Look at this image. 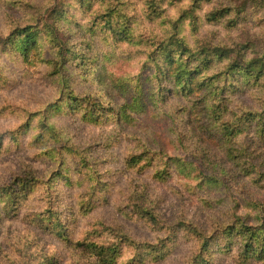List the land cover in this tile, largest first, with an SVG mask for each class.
I'll return each instance as SVG.
<instances>
[{"label":"rangeland","instance_id":"1","mask_svg":"<svg viewBox=\"0 0 264 264\" xmlns=\"http://www.w3.org/2000/svg\"><path fill=\"white\" fill-rule=\"evenodd\" d=\"M4 1L0 0V133L16 128L17 137L6 135L0 143V183L22 171L34 173L38 182L29 183L21 198L10 206V212L4 211L0 221V264H98L89 262L94 260L92 254L75 246L76 242L119 244L103 264H187L193 242L185 239L184 230L178 227L168 235L167 223L173 225L179 219L208 223L215 207L220 209L230 200L207 204L203 201L205 192L197 187L187 190L181 175L162 178L157 163L141 159L133 165L130 159L141 151L142 144L152 148L160 144L168 153H180L198 164L190 151L181 153L182 146L177 149L178 144L171 142L170 128L179 127L176 117L182 116L183 111L171 92L162 96L166 89L163 87L170 88V82L161 83L153 76V58L144 64L146 55H139L144 47L156 48L154 33L163 34L167 26L170 28L167 18H177L182 7L192 5V0H157L165 8L166 17L153 18L142 16V0H126L130 14L141 19L134 28L138 35L143 32V37L132 33L122 44V49H130L136 58L119 53L108 60L100 59L119 78L115 90L105 89L92 73L85 74L74 66L72 53L65 50L69 62L59 73L55 72L51 63L58 56L60 44L44 19L50 16L56 0L53 4L51 0H25L21 7L13 8ZM63 1L66 6L62 19L70 20L72 31L86 33L93 40L95 52L100 51L102 44L110 51L116 47L109 29H102L97 21L94 24L92 7H98L99 2ZM209 7L204 5L199 15ZM77 14L80 21L74 17ZM260 17L259 12L250 10L238 19L236 28L227 27L224 22L203 23L198 35L228 45L242 42L249 36L262 35L264 19ZM36 21L35 61L28 64L13 52L8 33L17 24ZM184 25L181 22L183 30ZM189 28L185 25L191 40L197 32H190ZM77 36L72 34L74 43ZM138 74H143V87L146 91L151 89L149 94L155 105L150 103L145 114H135V122L129 118L118 123L115 112L103 114L92 105L95 99L110 100L117 106L130 103L135 93L132 77ZM65 87L78 98L77 103L69 94L65 96ZM250 97L240 99L248 101ZM139 195L146 207L155 206L166 228L157 231L148 221L149 215L136 210ZM234 196L239 195L235 192ZM51 221L62 227L69 241L50 231L51 227L46 228ZM167 235L168 242L164 239ZM161 239L167 244L162 250L147 245ZM225 246L222 241L213 243L212 264H238L232 255L218 254L222 249L226 251Z\"/></svg>","mask_w":264,"mask_h":264},{"label":"trees","instance_id":"2","mask_svg":"<svg viewBox=\"0 0 264 264\" xmlns=\"http://www.w3.org/2000/svg\"><path fill=\"white\" fill-rule=\"evenodd\" d=\"M24 1L5 0L4 4L8 3L11 8L21 7ZM84 1L80 0L81 3ZM95 2H99V5L95 9L92 7L94 24L97 21L102 29H109L110 39L116 47L110 51L108 48L104 49L105 44H102L100 51L95 52L93 40L86 33L72 31L71 23L68 22L70 20L62 19L65 1L56 0L55 3V0H51V4L55 3L57 7L52 8L50 16L45 17L44 22L50 27L54 40L60 44L58 56L51 64L55 67V72L59 73L62 66L65 67L69 62H66L68 57L63 51L71 52L76 62L74 66L85 74L92 73L105 89L115 90L119 87V78L100 59L108 60L119 53L136 58L133 52L130 53V49H122V44L126 43L132 33L134 37H143V32L138 35L134 28L135 22L141 19L137 14H130L125 5L126 0ZM206 4L210 7L199 15ZM250 10L259 12L263 20L264 0H192V5L182 7L177 18H167L165 22H170V28L166 25L167 29L163 34L154 33L158 44L156 48L148 46L139 52V55H146L144 64L153 58L156 65L153 76L161 83L170 82V88L163 87L166 89L162 90V96L171 92L175 102L182 105L183 115L176 117L180 122L179 127L176 130L174 127L172 130L170 128L173 136L171 142L174 146L178 144L177 149L182 146L181 153L190 151L198 164L180 153H168L163 145L152 148L145 143L130 161L133 165L141 159L157 163L161 166L157 170L162 178L181 175L187 190L197 187L199 191L205 192V203L230 200L220 209L215 207L214 212L209 215L208 223L193 219H179L173 225L167 223L168 235L178 227L184 230L185 239L193 242L187 264L214 263L211 248L214 242L221 241L226 243V251L222 249L218 254H230L238 264L264 263V32L256 37L249 36L242 42L233 41L229 45L198 35L200 26L207 22H224L225 26L236 28L238 19L244 18V14ZM145 15L148 18L158 15L166 17L165 8L158 5L157 0H142V16ZM74 17L79 21L81 19L80 14ZM181 22L190 27V32H197L194 39L190 40L185 25L184 30L181 29ZM37 24V21L17 24L8 33L13 52L28 64H34L35 61L37 38L33 29ZM74 33L78 35L77 43L72 40ZM142 76L143 74H138L132 77L131 86L135 93L130 103L124 102L117 106L110 100L95 99L92 105L99 107L103 114L115 112V121L118 123L126 122L129 118L135 122V114H145L148 105H155L150 98L151 89L146 91L143 87ZM150 77L151 75L148 78ZM67 88L65 87V96L69 94L74 103H77L78 98ZM246 95L252 96L251 99H240ZM86 100L89 103L90 99ZM104 102L107 106L103 105ZM15 134L16 128L4 130L0 133V143L6 135H12L16 139ZM202 166L205 167L204 170ZM13 175L0 183V221L4 218V211L10 212V206L27 190V185L38 182L32 172L22 171ZM144 192L145 190L142 194ZM235 192L239 196H234ZM138 200L135 208L149 215L148 221L152 228L157 231L166 228L155 206L146 207V202L140 195ZM33 221L40 223L37 218ZM48 227H51L50 231L62 236L63 240L69 241V236L55 222L51 221L46 226ZM168 235L164 238L166 242ZM164 239L147 245L152 249L156 246L158 251L162 250L167 246ZM75 246L85 248V251L92 254L94 260L89 262L103 264L119 244L105 246L93 242H76ZM163 256L165 255L159 257Z\"/></svg>","mask_w":264,"mask_h":264}]
</instances>
